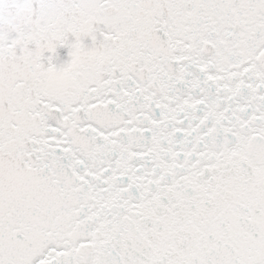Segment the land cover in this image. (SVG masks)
<instances>
[{"label": "snow or ice", "instance_id": "obj_1", "mask_svg": "<svg viewBox=\"0 0 264 264\" xmlns=\"http://www.w3.org/2000/svg\"><path fill=\"white\" fill-rule=\"evenodd\" d=\"M0 264H264V0H0Z\"/></svg>", "mask_w": 264, "mask_h": 264}]
</instances>
